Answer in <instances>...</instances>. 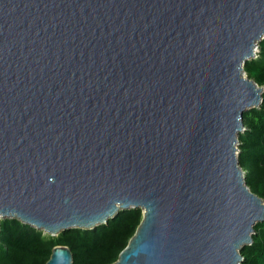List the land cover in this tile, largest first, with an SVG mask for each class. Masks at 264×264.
I'll return each mask as SVG.
<instances>
[{"label": "water", "instance_id": "obj_1", "mask_svg": "<svg viewBox=\"0 0 264 264\" xmlns=\"http://www.w3.org/2000/svg\"><path fill=\"white\" fill-rule=\"evenodd\" d=\"M263 40L264 0H0V218L57 237L140 209L113 264H241Z\"/></svg>", "mask_w": 264, "mask_h": 264}, {"label": "trees", "instance_id": "obj_2", "mask_svg": "<svg viewBox=\"0 0 264 264\" xmlns=\"http://www.w3.org/2000/svg\"><path fill=\"white\" fill-rule=\"evenodd\" d=\"M255 59L245 66L246 75L264 89V40ZM239 136V161L251 191L264 200V93L263 103L246 113ZM142 210L120 212L108 224L93 230H69L57 237L45 235L17 220L0 221V264H46L56 246L71 249L75 264H113L134 236ZM241 264H264V223L253 243L242 251Z\"/></svg>", "mask_w": 264, "mask_h": 264}, {"label": "rangeland", "instance_id": "obj_3", "mask_svg": "<svg viewBox=\"0 0 264 264\" xmlns=\"http://www.w3.org/2000/svg\"><path fill=\"white\" fill-rule=\"evenodd\" d=\"M259 52V51H258ZM258 52H257V54H258ZM2 220V218H0V221Z\"/></svg>", "mask_w": 264, "mask_h": 264}]
</instances>
